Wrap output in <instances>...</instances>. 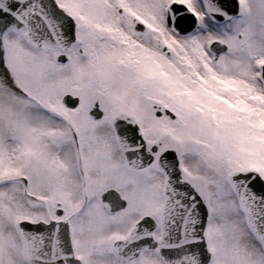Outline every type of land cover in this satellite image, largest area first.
Returning <instances> with one entry per match:
<instances>
[{
	"label": "snow or ice",
	"instance_id": "obj_1",
	"mask_svg": "<svg viewBox=\"0 0 264 264\" xmlns=\"http://www.w3.org/2000/svg\"><path fill=\"white\" fill-rule=\"evenodd\" d=\"M0 264H264V0H0Z\"/></svg>",
	"mask_w": 264,
	"mask_h": 264
}]
</instances>
